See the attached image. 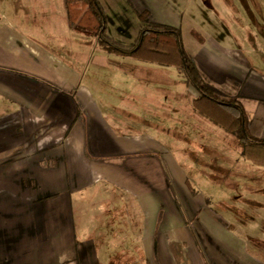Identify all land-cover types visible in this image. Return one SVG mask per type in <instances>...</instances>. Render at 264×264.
I'll return each instance as SVG.
<instances>
[{
    "label": "crops",
    "instance_id": "1",
    "mask_svg": "<svg viewBox=\"0 0 264 264\" xmlns=\"http://www.w3.org/2000/svg\"><path fill=\"white\" fill-rule=\"evenodd\" d=\"M129 1L99 0L118 43L179 27L169 0ZM183 46L264 117V49ZM191 87L76 32L65 0H0V264H264V166L194 110Z\"/></svg>",
    "mask_w": 264,
    "mask_h": 264
},
{
    "label": "trees",
    "instance_id": "2",
    "mask_svg": "<svg viewBox=\"0 0 264 264\" xmlns=\"http://www.w3.org/2000/svg\"><path fill=\"white\" fill-rule=\"evenodd\" d=\"M65 3L72 28L89 38H96L106 52L175 67L199 92V97L192 103L194 110L238 137L244 145L243 157L264 166V139L261 138L264 117L260 108L249 119L238 98L222 95L209 86L187 55L178 28L146 26L137 42L126 46L108 36V20L99 0H65ZM193 33L197 40L204 41L196 30Z\"/></svg>",
    "mask_w": 264,
    "mask_h": 264
},
{
    "label": "rangeland",
    "instance_id": "3",
    "mask_svg": "<svg viewBox=\"0 0 264 264\" xmlns=\"http://www.w3.org/2000/svg\"><path fill=\"white\" fill-rule=\"evenodd\" d=\"M169 1L173 3V11L176 9L181 12L178 29L187 48L189 41L194 39L193 32L196 30L204 40L208 37L232 46L234 44L243 46L251 42L264 49V0ZM114 3H120V8L127 6L128 9L133 10V5L128 0H115ZM116 27L115 31H117ZM115 36L120 39L118 35ZM123 40L126 46L135 42ZM253 59L257 66H264V55L257 54ZM184 78L187 80L185 76ZM187 87L192 88L188 80ZM194 92L197 93L196 90Z\"/></svg>",
    "mask_w": 264,
    "mask_h": 264
}]
</instances>
